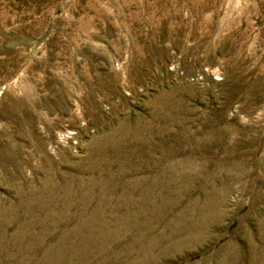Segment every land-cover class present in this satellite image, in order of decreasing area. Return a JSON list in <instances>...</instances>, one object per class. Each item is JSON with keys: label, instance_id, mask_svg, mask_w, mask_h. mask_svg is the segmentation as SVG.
Listing matches in <instances>:
<instances>
[{"label": "rangeland", "instance_id": "374dc122", "mask_svg": "<svg viewBox=\"0 0 264 264\" xmlns=\"http://www.w3.org/2000/svg\"><path fill=\"white\" fill-rule=\"evenodd\" d=\"M0 264H264V0H0Z\"/></svg>", "mask_w": 264, "mask_h": 264}]
</instances>
